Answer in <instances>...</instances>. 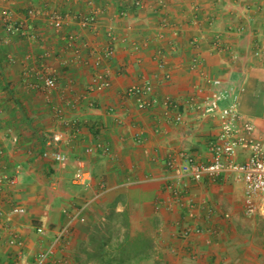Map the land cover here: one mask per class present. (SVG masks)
Here are the masks:
<instances>
[{
	"label": "crops",
	"instance_id": "crops-1",
	"mask_svg": "<svg viewBox=\"0 0 264 264\" xmlns=\"http://www.w3.org/2000/svg\"><path fill=\"white\" fill-rule=\"evenodd\" d=\"M143 1L126 17L119 16L118 0L2 2L27 35L8 33L0 21V171L16 177L15 186L0 192V264L17 259V248L7 243L12 236L23 241L22 259L34 264L66 214L85 202L86 221L71 227L44 264H120L117 247L103 244L109 237L114 247L120 243V213L129 225L141 220L151 226L155 253L142 264H259L264 244L244 233L252 230L245 223L253 217L244 214L243 182L230 173L194 181L166 162L176 158L182 165L179 153L211 160L209 145L219 123L190 105L209 92L208 78L244 88L240 113L264 142V0ZM28 8L41 14L28 19ZM91 9L97 10L95 26L80 27L78 16ZM49 11L71 19L56 31ZM231 26H244V31H231ZM69 34L72 40L65 39ZM216 39L226 49L216 48ZM108 46L112 52L106 57ZM44 67L57 81L50 92L31 86ZM97 70L108 72L109 88L89 90ZM144 82L152 85L158 102L140 110L126 90ZM164 98L177 107L165 108ZM53 106L61 107V119ZM66 121H76V127ZM53 133L63 136L64 165L41 156L46 134ZM98 143L108 152L84 151ZM81 160L91 174L89 187L70 179ZM14 205L26 213H12ZM38 226L43 235L36 232ZM108 250L115 259L97 257Z\"/></svg>",
	"mask_w": 264,
	"mask_h": 264
},
{
	"label": "built area",
	"instance_id": "built-area-1",
	"mask_svg": "<svg viewBox=\"0 0 264 264\" xmlns=\"http://www.w3.org/2000/svg\"><path fill=\"white\" fill-rule=\"evenodd\" d=\"M11 0H0V21L2 22L4 29L11 34L27 35L24 24L21 22H15L9 10L2 6V2ZM120 4V17H126L128 12L132 8H142L144 5L143 0H118ZM162 3V2H161ZM160 3V4H161ZM91 5V3H89ZM163 4V3H162ZM41 14V12L34 8H28L26 16L28 19L34 18ZM47 19L52 28L56 31H61L65 23L71 19V15L68 13H62L60 11H49L46 13ZM97 22V10L91 9L89 12L78 16V23L82 28H91L95 26ZM194 25L196 21L192 22ZM162 29L167 27V23H163L160 26ZM231 31L243 32L244 26H231ZM173 35H177L178 30L172 31ZM110 39L113 40L114 36L109 33ZM34 37V35H31ZM73 35H65V39H73ZM125 41V39H122ZM195 42V39L192 40ZM132 46L137 48L138 45L133 43ZM215 46L218 49H226V46L219 42V39L215 40ZM111 47L108 46L104 54L106 57L111 56ZM157 64L159 67L163 66V62L160 59V53L156 56ZM196 60L192 59V66H195ZM95 65H99V61L96 60ZM168 76V75H167ZM207 82L211 89L200 102L190 105L195 107L203 116H211L217 119L219 123V131L216 136L210 141L209 151L211 154V160L208 163H203L195 160L191 156L179 153L178 157L184 159L182 165L176 163V158L168 160L167 166L169 168H180V170L188 174L194 181H200L204 178L214 180L222 173L233 174L236 180L242 181L244 186V202L243 210L247 216H252L257 211H264V204H258V200H264V142L261 138L255 136V125L244 119L240 113V93L244 90L242 86L237 87L234 84L229 86H223V81L220 78H208ZM57 85L56 77L48 68H42L40 71V80L31 84L32 87L40 88L45 92H50L55 89ZM111 85L108 72L106 70H97L93 73L89 90L102 91L109 88ZM152 85L148 82H144L141 85H133L126 90V94L131 96L136 101V106L140 110L149 109L154 106L158 99L152 95ZM161 103L165 108H175L176 103L164 98ZM53 112L56 117L61 119L63 112L61 107L53 106ZM264 121V111L260 115ZM180 119L178 114L176 120ZM66 126L76 127V121L64 122ZM63 140V136L60 133L46 134V148L41 153L44 159H50L53 162L64 165L67 162V156L61 151L60 144ZM99 147L103 152H108L109 148L101 144L89 145L85 147L86 153H91ZM3 155V150L0 149V157ZM241 155V159H238ZM73 183L82 187H89L92 183L90 171L86 168L85 163L81 160L73 173ZM16 185V177H7L0 171V192L7 187ZM104 188L103 185L101 187ZM88 202H85L75 207L71 212L66 214L65 223L59 227L55 238L47 249L39 251L35 255L34 264H44L49 258L52 248L61 239L65 238L69 233L71 227L76 223H84L86 221L85 210L88 207ZM12 213L25 214L26 209L20 205H14L12 207ZM36 232L40 235L44 234L43 226L36 227ZM10 246L17 248V259L11 264H29L22 259V247L23 241L17 237L12 236L8 242Z\"/></svg>",
	"mask_w": 264,
	"mask_h": 264
},
{
	"label": "trees",
	"instance_id": "trees-1",
	"mask_svg": "<svg viewBox=\"0 0 264 264\" xmlns=\"http://www.w3.org/2000/svg\"><path fill=\"white\" fill-rule=\"evenodd\" d=\"M124 227L121 232V227ZM120 243L117 246H113L111 238L109 237L103 244H107L110 249H118L120 264H138L140 260H143L149 256V249L152 247V240L143 237L142 234L131 235L128 229L129 223L125 213H120ZM97 257L99 259L116 258L112 251H99ZM113 254V256H112Z\"/></svg>",
	"mask_w": 264,
	"mask_h": 264
},
{
	"label": "rangeland",
	"instance_id": "rangeland-1",
	"mask_svg": "<svg viewBox=\"0 0 264 264\" xmlns=\"http://www.w3.org/2000/svg\"><path fill=\"white\" fill-rule=\"evenodd\" d=\"M74 171L71 172V177H70L72 183H73V173H74ZM75 185H77V184H75ZM78 186H80V185H78ZM261 202L263 203L264 200L262 201V200L259 199L258 200V204L260 205ZM77 206H79V205H76L75 207H77ZM252 217H253V220H252L251 223H249V222L245 223V224H247L248 227H249V225H252V227H249V228H252V230L245 231L244 233L246 235H248V234L252 235L253 234L252 235L253 238H254L253 241L255 243H263L264 244V237H263L264 236V219H262V214L259 211H257L252 216H247V218H252ZM143 223L145 224L147 222H145V221L141 222V220H140L137 223L130 224L128 229L131 231V235L135 237V235H137V234H142L143 237H147V238L151 239L152 243L154 244L156 238H155L154 235L151 236L152 235L151 234L152 231H151L150 224L147 223V226H145V225H143ZM81 224H83V223H81ZM123 230H124V227L122 226L121 227V232H123ZM136 231H138V232H136ZM150 231H151V233H150ZM153 244H152L151 249H149V256L147 258L143 259V260H140L138 262V264H142V263L148 262V261L150 262V260L153 259L154 253H155V250L153 249V246H154ZM242 262H250L251 263L253 261H242ZM256 262H259V264H264V252H263V256L261 257V260H258Z\"/></svg>",
	"mask_w": 264,
	"mask_h": 264
}]
</instances>
